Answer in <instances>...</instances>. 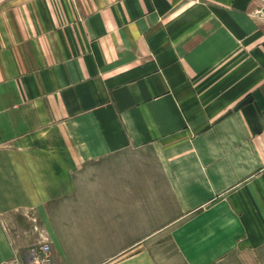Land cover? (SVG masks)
Masks as SVG:
<instances>
[{
	"label": "crops",
	"instance_id": "0c3cea01",
	"mask_svg": "<svg viewBox=\"0 0 264 264\" xmlns=\"http://www.w3.org/2000/svg\"><path fill=\"white\" fill-rule=\"evenodd\" d=\"M8 1L0 264L45 241L56 264H155L145 148L175 227L208 228L202 264L264 232V0Z\"/></svg>",
	"mask_w": 264,
	"mask_h": 264
},
{
	"label": "rangeland",
	"instance_id": "374dc122",
	"mask_svg": "<svg viewBox=\"0 0 264 264\" xmlns=\"http://www.w3.org/2000/svg\"><path fill=\"white\" fill-rule=\"evenodd\" d=\"M8 3V0H0V6H8ZM14 15H10L8 9L2 11L0 17L8 18ZM141 154L145 156L146 172L145 250L154 257L155 264H202L199 259L201 246L204 244L203 249L206 251L207 247L211 248L213 245L206 241L208 228H188L189 233L186 234L184 227H175L185 213L170 188L166 174L167 166L155 159L158 152L153 148H145ZM147 176H150V179ZM152 180L156 183L155 193L153 186L148 185V181ZM258 230L262 232L263 228H250L251 237L248 240L241 241L224 257L206 264H264V232L256 233ZM191 234L192 241L189 238ZM186 239L189 242H186Z\"/></svg>",
	"mask_w": 264,
	"mask_h": 264
},
{
	"label": "built area",
	"instance_id": "2783aa9c",
	"mask_svg": "<svg viewBox=\"0 0 264 264\" xmlns=\"http://www.w3.org/2000/svg\"><path fill=\"white\" fill-rule=\"evenodd\" d=\"M25 264H56L52 246L48 241L29 247L24 257Z\"/></svg>",
	"mask_w": 264,
	"mask_h": 264
}]
</instances>
